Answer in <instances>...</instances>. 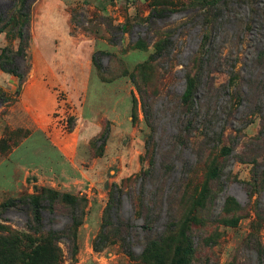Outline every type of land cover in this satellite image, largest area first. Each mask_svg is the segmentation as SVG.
<instances>
[{"label": "rangeland", "instance_id": "rangeland-1", "mask_svg": "<svg viewBox=\"0 0 264 264\" xmlns=\"http://www.w3.org/2000/svg\"><path fill=\"white\" fill-rule=\"evenodd\" d=\"M151 1L0 0V27L4 29L0 32V63H7L18 73L14 75L0 68V226L26 231L27 212L1 206L11 198L41 188L85 197L86 213L77 230L76 258L72 261L64 251L62 264H132L118 242L108 243L100 251L93 249L92 242L100 230L112 183L122 184L124 178L148 166L147 156L143 160L140 157L145 154L151 131L130 73L148 59L162 37V33L153 38L146 34L145 19L152 9ZM226 1L223 19L227 20L217 27L213 46L220 47L227 64L237 60L236 68L241 69L244 78H263L264 63L255 66L252 59L259 50H264V0ZM248 21L252 25L249 30L244 27ZM124 23L128 24L125 32L108 27ZM155 23L163 29L175 30L172 53L167 56L176 76V81L170 80V87L179 94L184 87L182 67L199 43V35L194 36L200 26L199 17L194 11L178 10L156 19ZM137 39H145L147 45L140 47L135 44ZM94 53L101 69L92 61ZM226 79L225 74H217L212 92L204 94L200 89L197 94L204 109L213 104L217 127L224 118L222 106L228 99L227 89L220 88ZM243 88L247 90V84ZM259 97L260 114L245 116L246 101L237 107L233 126H243L244 117L250 120L241 132L244 137L237 150L260 130L264 141L260 117H264V90L259 91ZM168 105L160 102L155 105L158 149L166 147L169 136L176 131V115L171 104ZM82 114L84 124L96 119L102 126L101 133L88 143L81 138L77 143L76 139ZM113 114L116 118H108ZM115 124L111 135L115 138L111 142L126 150L125 162L121 157L110 159L106 150L107 138ZM85 131L89 130L82 129L81 137ZM104 132L107 138L102 145L97 138ZM187 157L193 160L188 148H184L180 158ZM175 164L164 187L166 193L171 181L182 174L181 162ZM227 164L225 171L231 170L232 182L225 184L223 194L209 209L219 221L207 225L205 232H194L195 239L211 235L216 244L209 247L201 241L197 253L203 258L210 256V264H228L235 255L240 264H264V224L256 230L262 247L241 248L255 219L256 200L264 208V186L259 195L250 196L241 181L250 180L252 164L233 158ZM83 168H91L84 177L80 174ZM225 195L234 197L240 205H224ZM163 210L155 217L153 233L163 230L166 220ZM43 215L45 229H61L68 221L62 214L47 210ZM119 216L136 225L132 248L139 253L146 233L141 229L142 219L133 217L129 196H123ZM6 252V245L0 242V254ZM0 264H4L1 256Z\"/></svg>", "mask_w": 264, "mask_h": 264}, {"label": "trees", "instance_id": "trees-1", "mask_svg": "<svg viewBox=\"0 0 264 264\" xmlns=\"http://www.w3.org/2000/svg\"><path fill=\"white\" fill-rule=\"evenodd\" d=\"M151 2L152 9L145 19L146 34L153 38L162 33V37L148 59L130 73L140 96L144 118L151 131L146 140L145 154L140 157L143 160L147 156L148 166L141 168L139 173L124 178L122 184L112 183L100 230L93 239L92 247L95 251H100L108 243L118 242L132 264H210L212 260L210 256L203 258L197 253L198 245L202 241L206 246L213 247L216 242L211 235L206 237L200 235L195 239L194 232H205L207 225L219 221L217 216L210 214L209 209L223 194L225 184L232 182L231 170L225 171L228 159L233 158L252 164L250 180L241 181L250 196L254 193L259 195L264 186V141L261 138V130L250 140L243 141L241 148L237 150L241 138L244 137L241 132L250 120L244 117L245 124L241 127H234L232 124L237 107L242 101H246L248 106V113H245V116L261 113L258 102L259 91L264 90V77L244 78L241 69L236 68L237 60L227 64L220 47L213 46L217 27L227 20L223 19L226 0ZM178 10L194 11L199 17L200 25L195 32L197 35L194 34L197 37L199 35V43L182 67L184 87L179 94L170 87V80L176 81V76L173 71L174 65H170L167 56L172 53L170 48L175 30L163 29L155 23L156 19ZM252 10L255 12V9ZM251 21L244 26L248 30L252 28ZM127 25L108 24V27L112 31L117 29L125 32ZM2 31L3 26L0 27V32ZM137 43L140 47L147 45L145 39H137L135 44ZM96 54H93L92 61L101 69ZM252 62L255 66L263 65V49L258 51ZM0 68L18 75L7 63H0ZM220 73L227 76L220 88L223 86L227 89L228 99L222 106L224 118L217 127V119L212 110L213 104L210 109L207 106L204 109L197 94L200 89H203L204 94L211 93L216 75ZM245 84L247 90L243 88ZM158 102L166 107L171 104L177 120L176 131L169 136L168 143L163 149H158L156 135L159 127L155 118V105ZM260 117L264 125V117L262 115ZM135 118L132 107L133 122ZM106 138L107 132H104L97 139L103 145ZM184 148H188L193 160H188V157L180 158ZM177 161L182 164V174L171 181L166 193L164 187ZM124 195L129 196L133 217L142 219L141 229L146 233L139 253H135L132 248V232L136 225L129 218L119 216ZM227 203L240 205L234 197L225 195L223 204ZM1 206L3 209L25 210L28 215L26 231L19 232L0 226V242L7 247V252L0 254L4 264H62L64 251L72 261L75 260L77 230L86 213L85 197L41 188L35 193L11 198ZM162 209L166 214L163 230L153 233L155 217ZM45 210L51 214H62L68 221L61 229H45L43 215ZM261 224H264V208H261L256 200L255 219L241 248L262 247L256 231ZM228 264H240L237 255Z\"/></svg>", "mask_w": 264, "mask_h": 264}, {"label": "crops", "instance_id": "crops-1", "mask_svg": "<svg viewBox=\"0 0 264 264\" xmlns=\"http://www.w3.org/2000/svg\"><path fill=\"white\" fill-rule=\"evenodd\" d=\"M90 118H92V117H90ZM108 118L114 119V118H116V115L113 114L112 116H108ZM78 121H79V125H78L79 127H78L77 137H76L77 143L80 142V138L84 142L88 143L94 137L99 135L102 131V126L100 125L99 121L96 119L95 120L93 119L92 121L90 120V123L86 125V124H84V114H82V118H80ZM116 126L117 125L115 124V126L112 127V132H111L110 136L107 138L106 150L109 153L110 159L113 160V159H118L121 157V160L125 162V160H127V156L125 153L126 150L122 146H119L118 144H116L114 146L113 143L111 142L112 138H115V135H114V137L113 136L111 137V135L114 134V130H115ZM82 129H88L89 131L88 132L85 131L83 136L81 137V130ZM62 155L66 156V152L63 151ZM90 170H91V168H89L87 170L83 168L82 170H80V174L82 175V177H84V176H86V172H88Z\"/></svg>", "mask_w": 264, "mask_h": 264}]
</instances>
